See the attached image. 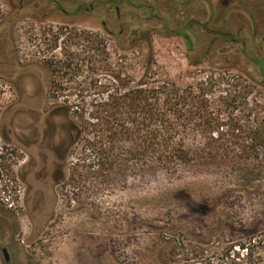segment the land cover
I'll list each match as a JSON object with an SVG mask.
<instances>
[{
    "label": "rangeland",
    "instance_id": "obj_1",
    "mask_svg": "<svg viewBox=\"0 0 264 264\" xmlns=\"http://www.w3.org/2000/svg\"><path fill=\"white\" fill-rule=\"evenodd\" d=\"M57 1L60 8L54 0H0V264H4V245L9 248L10 264H198L200 257L212 264H226L222 254L232 241L242 238V231H236L241 223L254 225L264 212L260 206L264 201V145L259 146L258 156L238 165L230 160L173 181L143 183L121 176L111 184L79 176L85 172L74 166L81 151L77 145L68 148L61 180L53 165L44 168L31 157L40 153L44 158L50 152L49 146L31 145L39 123L36 108L42 95L45 109L58 101L78 100L76 94L93 82V68L102 67V40L111 62L121 63L120 56H125L121 63L124 72L138 81L145 73L147 49H120L122 44L127 47L122 40L138 31L140 36L152 37L155 70L181 87L213 78V111L233 122L241 120L242 137L247 136L249 127H259L264 142L261 69L240 54L241 44L232 45L225 58L212 64L191 67L183 40L158 34L155 29L163 23L149 21L148 11L122 6L118 13L107 4L109 0ZM210 2L214 11L211 25L250 39L248 52L263 58L264 0ZM82 5L93 8L77 11ZM164 6V0L157 4L164 19L176 23L185 19L176 12L166 13ZM178 9L202 22L210 18L209 6L203 2ZM246 9L258 18L255 41L254 23L243 13ZM218 50L212 52L221 54ZM64 63L71 64V71L79 75L71 79V74L63 78V73H57V82L73 88L52 92L48 66ZM20 89L34 99L20 101ZM54 122L58 126L56 143H67L68 136L61 128L66 118L58 116ZM2 124L12 138L16 134L30 144L21 148L24 154L19 165V153L1 138ZM52 133L50 128L43 140L49 141ZM225 140H231L230 136ZM18 172L31 183L17 184ZM225 222L233 223L235 230H229ZM234 251L231 259L239 262Z\"/></svg>",
    "mask_w": 264,
    "mask_h": 264
},
{
    "label": "trees",
    "instance_id": "obj_2",
    "mask_svg": "<svg viewBox=\"0 0 264 264\" xmlns=\"http://www.w3.org/2000/svg\"><path fill=\"white\" fill-rule=\"evenodd\" d=\"M159 1L161 0H109L107 4H111L113 11L118 13L122 6H128L137 12L148 11L151 14L149 19L163 20V24L155 31L166 38H181L191 67L206 62L212 64L224 57V53L228 54L232 45L241 44L240 54L251 64L259 66L264 76V57L248 52L251 49L250 39L245 40L240 33L211 25L214 11L210 0H164V7L168 8L164 11L168 14L176 11L181 17H185L180 23L157 14L161 9L157 7ZM195 1L209 6L210 18L207 22L179 11L178 8L190 7ZM54 3L60 8L57 0ZM92 8L82 5L77 11ZM243 13L249 15L252 25L254 23L255 41L259 32L258 18L253 11L246 9ZM103 25L108 29L107 24ZM120 35L122 34H118ZM122 41L127 44V47L122 44L120 48L124 52L137 50L138 47L147 49L145 73L138 81L124 72V64L121 63L125 56H120L121 63L111 62L106 41L102 40L100 54L104 59L100 60L102 67L97 66L92 70L93 82L86 83L79 94H76V102L58 101L47 110L50 117L66 118L62 129L68 136V145L62 144L55 149L62 161L61 180L65 177L63 166L69 155L68 148L77 145L81 146V151L74 166L85 172L79 176L95 179L101 184L115 183L121 176L143 183L161 179L173 181L209 171L226 161L231 160L234 165H238L252 155L258 156L259 146L264 145L259 136V127H249L247 136L242 137L241 120L233 122L226 118L229 119L227 121L213 111L210 100L213 78L181 87L176 81L154 69L152 37L140 36L138 31H134ZM215 48L221 54H214L212 50ZM202 49V53L199 52ZM71 66L65 63L59 67L52 64L48 66L51 71L52 92L64 93L73 88L62 86V81L57 82V73H63L62 76L71 74V79L78 77L79 72L71 71ZM216 81L219 82L218 79ZM245 89L247 88H243V91ZM23 96L29 101L34 99ZM226 135L231 140H225ZM198 137L204 140L198 142ZM4 141L8 145L7 136ZM21 159L23 155L17 159V165ZM263 202L260 203L262 208ZM228 204L236 205L231 201ZM226 225L229 230H235L233 223ZM236 231H242L243 236L239 241H232V245L222 254L227 259L224 263L264 264V212L259 214L256 224L241 223L240 229ZM231 251H234L239 262L231 259ZM200 259L202 260L198 264H212L210 261L206 262L205 258Z\"/></svg>",
    "mask_w": 264,
    "mask_h": 264
},
{
    "label": "flooded vegetation",
    "instance_id": "obj_3",
    "mask_svg": "<svg viewBox=\"0 0 264 264\" xmlns=\"http://www.w3.org/2000/svg\"><path fill=\"white\" fill-rule=\"evenodd\" d=\"M186 8V7H183ZM189 8V7H188ZM168 9V8H166ZM161 10V9H160ZM157 11L158 15H160L159 13H163V11ZM176 12V11H175ZM169 13V14H176V13ZM167 13V12H166ZM178 14V13H177ZM179 15V14H178ZM180 16V15H179ZM150 20H154L155 22H159V23H163L164 21L158 18H153V19H149ZM209 20V19H208ZM207 20V21H208ZM205 21V22H207ZM162 25V24H161ZM158 33V31H156ZM159 34V33H158ZM23 95H26L23 91H19V99L20 101H24L27 102L29 100H27L26 98H24ZM41 94H39L38 96H36L39 99V96ZM28 96V95H26ZM30 97V96H28ZM33 98V97H31ZM40 100V99H39ZM42 100H43V95L41 96V103L40 106L38 108H36L37 114H38V124H37V133H36V137L35 140H31V145L33 146H37L39 148L46 146H49V150L50 152L47 154H44V158L42 157L43 155H41L39 153V155H31L32 159H34L37 163L40 162L42 164V166L45 168H48V164H51L55 167V172L54 174L56 175L57 173H59L60 175V167L62 166V161L59 159V156L56 152L55 149L59 148L60 146H62V144H64V146H66V143H60L57 144L56 143V139H57V130H58V126L57 124L54 122V120L57 119L58 116L56 117H50L49 114L47 113L48 108L46 107L43 108L42 106ZM30 102V101H29ZM3 125V124H2ZM11 123L8 124V128H11ZM2 132H1V138L4 141L5 140V136L8 137V144H10L11 146H13L16 150V152L19 153V155L17 156L18 158H21V155L24 154V150H22L21 148H26L28 146H30V144H27L25 142V140H23L22 138L18 137L16 134H14V138H12V136L10 135V130L9 131H5L6 129H4V125L2 126ZM50 128L53 129V133L51 134V138L49 141H44L43 138L47 137V133L50 131ZM62 128V127H61ZM6 134V135H5ZM16 135V136H15ZM54 146V147H53ZM66 148V147H64ZM20 163L22 162L21 160L19 161ZM19 165V163H18ZM17 184L19 183H26V184H30L31 182L29 181L28 177L24 174H20V172L17 173ZM4 250H6V253L4 252ZM1 252L3 254V258H4V264H10L12 261V258L10 256V252H9V248L4 245L1 249Z\"/></svg>",
    "mask_w": 264,
    "mask_h": 264
},
{
    "label": "water",
    "instance_id": "obj_4",
    "mask_svg": "<svg viewBox=\"0 0 264 264\" xmlns=\"http://www.w3.org/2000/svg\"><path fill=\"white\" fill-rule=\"evenodd\" d=\"M4 252L6 253V250H4Z\"/></svg>",
    "mask_w": 264,
    "mask_h": 264
}]
</instances>
